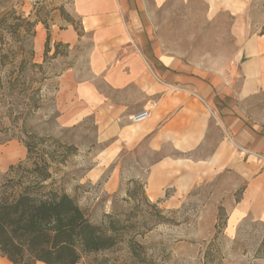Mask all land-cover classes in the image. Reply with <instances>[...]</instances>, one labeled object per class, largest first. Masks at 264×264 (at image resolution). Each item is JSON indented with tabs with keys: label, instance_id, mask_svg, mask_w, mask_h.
Returning a JSON list of instances; mask_svg holds the SVG:
<instances>
[{
	"label": "rangeland",
	"instance_id": "rangeland-1",
	"mask_svg": "<svg viewBox=\"0 0 264 264\" xmlns=\"http://www.w3.org/2000/svg\"><path fill=\"white\" fill-rule=\"evenodd\" d=\"M70 2L0 0V151L22 150L4 167L0 163V196L7 180L30 174L34 163L44 159L51 175L47 188L72 197L92 223L100 224L114 208L136 210L132 201H124L128 190L137 189L130 181H145L161 155L142 146L104 159L106 143L99 141L91 117L73 126L58 122L62 74L70 67L86 74L87 44L72 52L58 45L56 56L50 49L51 27L62 30L73 22ZM148 2L155 49L196 71L232 73L233 89L238 90L241 71L236 61L248 62L250 74L252 57L259 56L250 45L259 41L264 26V0H165L158 6ZM40 32L46 34L43 52L37 49ZM249 90L247 84L244 93ZM233 107L250 140L226 135L212 118L206 147L190 158L208 156L224 141L230 160L197 184L196 170L177 168L176 180L168 182L157 205L174 223L148 221L134 236L158 264H264V223L245 217L233 226L227 220L264 167V87ZM26 144L34 149L30 157ZM185 163L174 161L176 166ZM147 194L157 202L152 186Z\"/></svg>",
	"mask_w": 264,
	"mask_h": 264
},
{
	"label": "crops",
	"instance_id": "crops-1",
	"mask_svg": "<svg viewBox=\"0 0 264 264\" xmlns=\"http://www.w3.org/2000/svg\"><path fill=\"white\" fill-rule=\"evenodd\" d=\"M164 1L153 3L158 6ZM70 12L73 22L62 30L51 27L50 49L53 53V44L64 45L72 52L77 45L87 44L86 74H78L73 67L62 74L58 92L62 108L57 120L73 126L91 117L99 141L106 143L104 159L142 146L160 154L147 173V197L152 186L153 201H158L182 166L196 170V184L224 168L230 160L224 141L206 158H190L206 147L212 118L226 135L250 140L232 111L236 102L264 87V36L250 45L259 54L252 57L250 74L248 62L236 61L241 81L234 91L232 73L196 71L155 49L150 41L148 0H71ZM45 38V32H40L38 51L43 52ZM245 53L244 49L242 58ZM247 84L250 90L245 94ZM143 111L147 118L130 120ZM261 158L264 162V155ZM178 159L188 163L176 166ZM245 217L264 223V167L232 208L228 225L235 226Z\"/></svg>",
	"mask_w": 264,
	"mask_h": 264
},
{
	"label": "trees",
	"instance_id": "trees-1",
	"mask_svg": "<svg viewBox=\"0 0 264 264\" xmlns=\"http://www.w3.org/2000/svg\"><path fill=\"white\" fill-rule=\"evenodd\" d=\"M258 36H264V26ZM26 149L30 157L34 149L27 144ZM34 165L30 174L7 180L0 196L1 258L11 264H158L134 236L148 221H174L158 208V201L148 199L146 180L130 181L137 189L128 190L124 201L135 204L134 212L114 208L95 224L72 197L47 188L51 175L44 159Z\"/></svg>",
	"mask_w": 264,
	"mask_h": 264
},
{
	"label": "bare ground",
	"instance_id": "bare-ground-1",
	"mask_svg": "<svg viewBox=\"0 0 264 264\" xmlns=\"http://www.w3.org/2000/svg\"><path fill=\"white\" fill-rule=\"evenodd\" d=\"M14 148V147H13ZM18 155H22V150L10 149L0 152V163L4 167L9 159L16 158ZM0 264H11L6 259H0Z\"/></svg>",
	"mask_w": 264,
	"mask_h": 264
},
{
	"label": "built area",
	"instance_id": "built-area-1",
	"mask_svg": "<svg viewBox=\"0 0 264 264\" xmlns=\"http://www.w3.org/2000/svg\"><path fill=\"white\" fill-rule=\"evenodd\" d=\"M148 117V113H147V111H143V112H141V113H138L137 115H132L131 117H130V120L132 121V122H139V121H141V120H143V119H145V118H147ZM261 158V157H260ZM262 159V158H261Z\"/></svg>",
	"mask_w": 264,
	"mask_h": 264
}]
</instances>
